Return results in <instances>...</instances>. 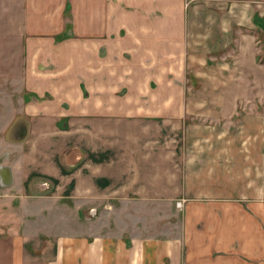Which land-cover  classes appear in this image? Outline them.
I'll list each match as a JSON object with an SVG mask.
<instances>
[{"label":"crops","instance_id":"crops-1","mask_svg":"<svg viewBox=\"0 0 264 264\" xmlns=\"http://www.w3.org/2000/svg\"><path fill=\"white\" fill-rule=\"evenodd\" d=\"M28 1L10 111L28 137L0 141V264H264V80L252 64V107L231 113L179 88L241 24L237 4L256 1L264 32V0Z\"/></svg>","mask_w":264,"mask_h":264},{"label":"rangeland","instance_id":"rangeland-1","mask_svg":"<svg viewBox=\"0 0 264 264\" xmlns=\"http://www.w3.org/2000/svg\"><path fill=\"white\" fill-rule=\"evenodd\" d=\"M29 2L28 0H0V141H3V143L4 140L21 143L28 137L27 135L23 138L18 136L21 130L19 129L22 123L21 121L25 119L23 118L24 116L18 113L13 117L14 113L18 111L17 101L21 99V95L24 93L21 91V82L23 80L24 65L26 62L24 59H20L21 61H19L12 50L14 43L13 34L15 35L22 30V23L25 17H27L26 12L29 11ZM242 3V5L237 4L235 6L238 9L236 10L237 15L243 16L242 22L241 24H236V20L234 22L229 17L228 23L230 28L229 32H227L229 34L222 38L223 41L221 39V43L225 44L223 48L217 52L196 53L198 56L199 54L205 56V59L189 60L186 62V64L188 63L186 72L190 76L188 77V81L183 82L181 87H179L181 90L189 91L190 93L201 91L209 93V97L215 96L217 100L214 98L212 100H204L203 98L197 102H206V106L212 109L221 110L227 107V113H231L236 106L245 110L246 108L252 107V76L254 69H256L257 74H260L261 79L264 80V32L260 31L258 33V28L252 22L254 7L257 3L256 1L253 3ZM228 6V15H231L229 14L231 10L230 4ZM261 6L259 8L260 11L263 9L264 4ZM65 9L66 14H69L72 9L71 2H69V5ZM64 32H67L68 35L73 34L71 28L67 31L64 30ZM213 33L214 30L212 29L209 38L214 37ZM13 56L15 57L13 58ZM252 64L254 65L253 71ZM202 66L208 73L205 77H199L197 75L195 78L197 82L192 83L191 76L195 71L203 70ZM235 97L241 99L235 100ZM10 111H12L13 115ZM236 118V113L234 116L228 115V120L230 119L231 121H228L229 139L234 138ZM202 123L204 122L201 121L197 124ZM23 124L25 125V122ZM5 153V149L1 147L0 160L5 156ZM179 201L183 205L184 200ZM179 201H177V205ZM24 212H28V210L26 209L24 211L21 205V215ZM262 218L263 216L261 215L260 219ZM263 230L264 228H262L261 232Z\"/></svg>","mask_w":264,"mask_h":264},{"label":"water","instance_id":"water-1","mask_svg":"<svg viewBox=\"0 0 264 264\" xmlns=\"http://www.w3.org/2000/svg\"><path fill=\"white\" fill-rule=\"evenodd\" d=\"M22 123H21V126H20V128L19 129H21L20 130V132L18 133V136H21L22 138L23 137H25L26 135H27V133H28V125H27V123L25 122V120H22L21 121ZM23 122H25V125L23 124ZM23 124V125H22ZM13 137H15L14 135H13ZM12 137V138H13ZM17 137V136H16ZM21 138V139H22ZM6 182H9V181H6Z\"/></svg>","mask_w":264,"mask_h":264},{"label":"built area","instance_id":"built-area-1","mask_svg":"<svg viewBox=\"0 0 264 264\" xmlns=\"http://www.w3.org/2000/svg\"><path fill=\"white\" fill-rule=\"evenodd\" d=\"M180 205H182V202L181 201L178 202V206H180Z\"/></svg>","mask_w":264,"mask_h":264},{"label":"bare ground","instance_id":"bare-ground-1","mask_svg":"<svg viewBox=\"0 0 264 264\" xmlns=\"http://www.w3.org/2000/svg\"><path fill=\"white\" fill-rule=\"evenodd\" d=\"M93 18V17H92ZM81 38V37H80Z\"/></svg>","mask_w":264,"mask_h":264}]
</instances>
